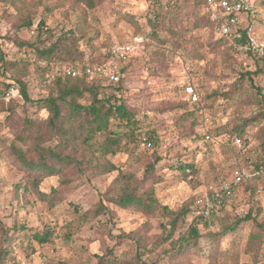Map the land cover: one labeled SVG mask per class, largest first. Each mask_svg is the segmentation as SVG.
<instances>
[{"label":"rangeland","instance_id":"374dc122","mask_svg":"<svg viewBox=\"0 0 264 264\" xmlns=\"http://www.w3.org/2000/svg\"><path fill=\"white\" fill-rule=\"evenodd\" d=\"M262 1L256 0L255 18L245 25L250 26V39L264 48ZM82 12L75 0H0V54L17 63L0 77V91L2 82L10 83L18 74L32 100L24 103L15 92L14 111L0 113V230L6 238L1 246L8 251L2 264H126L135 254L147 264H264V215L252 213L235 231L221 235L253 204L240 188L219 215L223 223L216 220L208 230L199 225L203 237L196 244L178 252L173 249L192 222L187 215L191 202L227 179L234 155L226 141L229 132L264 110V75L253 73V56L246 49L231 50L189 1L160 2L156 37L147 25L151 0H94V8L80 19ZM24 17L45 22L53 36L47 47L65 31H76L77 52L83 56L101 57L109 47L139 36L141 46L135 47V60L124 76V96L138 110L141 131L158 139L151 149L133 143L106 157L115 168L110 173L96 176L86 167L47 175L39 191H58L53 200L40 199L25 187L24 172L10 151L11 147L27 151L14 140L24 118L37 122L47 118L36 103L47 95L41 87L45 76L39 71L45 62L35 58L32 48L19 46L36 37L32 29L18 28ZM51 73L49 69L46 75ZM186 81L198 91L202 109L185 119V112L193 108L176 88ZM207 131L209 143L192 140ZM244 131L258 145L264 121L255 120ZM50 142L44 146H53ZM192 160L196 176L191 182L180 180L175 167ZM121 172L131 176L138 195L153 190L158 203L177 215L172 231L168 217L119 210L108 202L119 194ZM100 204L105 212L97 211ZM19 226L31 231L53 228L51 243L31 242L24 235L31 232L24 233ZM166 235L170 237L158 245Z\"/></svg>","mask_w":264,"mask_h":264},{"label":"trees","instance_id":"16d2710c","mask_svg":"<svg viewBox=\"0 0 264 264\" xmlns=\"http://www.w3.org/2000/svg\"><path fill=\"white\" fill-rule=\"evenodd\" d=\"M75 1L77 2V6L80 5V9L83 7V12L79 15L80 19L85 14L84 12L94 8V0ZM183 1L191 2L195 7V13L202 18L204 17L210 23L208 17L203 12V0ZM160 2L162 0H151L152 12L150 18L147 20V25L152 29L153 37H156L155 31L159 23L157 21L156 10ZM262 3H264V0ZM255 6L256 0L251 12L247 15V22H251L255 18ZM136 27L140 29L138 26ZM249 27L245 29L243 38L239 43H250V37L246 34ZM18 28L32 29L36 33L33 43H20L19 46L26 45L32 48L35 58L38 61L45 62L39 71L42 76H45L41 87L47 90V95L36 101L39 107L47 113V118L39 122L24 118L14 136V140L25 146L27 151L22 152L17 148H10L11 153L24 172L25 187H28L37 194L40 199L53 200L57 197L58 191L51 190L49 194L39 191V186L47 175L64 174L69 168L82 170L86 169V167L96 176L102 173H110L115 171V168L106 160V157L123 152L124 148L133 143H137L147 150L155 146L158 140L157 137L154 134L149 135L147 132L143 133L141 131L143 121L138 118V110L124 96L127 92L124 76L128 66L135 60V47L141 46V43H137L136 41L139 36L134 37L131 42L126 44L109 47L101 57H94L91 55L83 56V54L77 52L78 40L76 35L78 33L76 34V31H72L71 29L61 34L62 37L61 35L56 37L50 46L47 47L46 42L53 36L51 30H49L43 20L34 23L33 18L24 17ZM220 39L229 46L224 38L220 37ZM161 43L164 45L166 42L162 41ZM122 46H129L131 49L125 61H120L110 54L113 48ZM229 48L231 47L229 46ZM247 52L253 56L256 64L253 73L255 75H264V48L259 47V53H253L250 48L247 49ZM95 65L114 67L119 74L118 81L115 83L109 82L102 75L70 77L62 72V68L65 67L75 66L82 69ZM16 66V62H7L3 58V55L0 54V77H5L6 72ZM49 69L52 70L50 76L46 75ZM246 75L248 76L249 74L246 73ZM11 77L10 83H1L3 90L0 91V113L13 112L14 106L17 104L13 103L16 101V98L5 96L10 89H13L16 95H18L17 97L21 98L24 103L32 101L28 96L26 84L22 81L21 76L13 74ZM186 85L193 86L192 83L186 81L176 88L177 92L184 96L183 88ZM183 101L193 108L191 111L185 112V119L192 118L195 111L198 112L202 109V107H198L200 101L190 103L187 98ZM255 120L258 122L264 121V110L257 116H254L253 119L243 121L241 126L234 128L227 136L226 141L230 142L234 155L233 163L227 172V179L224 182L230 181L236 163L249 169L252 174L251 178L248 182L241 183L240 189L248 193L249 199H251L253 204L249 207L246 216L242 220H237L233 225L225 227L221 235L227 231H235L239 223L250 219L252 213L253 217L259 214L264 215V203L261 200L264 198V175L256 174V171L260 167L264 168V133L262 134L260 143L255 145L244 131L246 125ZM207 135L210 136V132L207 131L200 136H194L192 140L198 139L204 144L209 143V141H204V137ZM233 138H240L245 142L244 151L236 152ZM144 139L150 144L149 148L143 146ZM50 141L54 142L53 146H44ZM250 151H254L256 157L247 158V154ZM250 160L253 161L251 165H249ZM175 168L180 172V180L191 182L196 176L197 166L193 160L179 164ZM120 180L122 182L119 194L109 198L108 202L119 210H133L147 216L159 215L168 217V219L170 218L168 222L171 227L170 231L174 229L177 215L167 206L158 203L153 190L138 195L136 186H131L130 184L131 176L123 175L122 173ZM231 199L224 201L222 205L217 207L209 218H204L198 214L194 199L187 212V215H191L192 222L183 235L178 238L173 249L178 252L181 249H189L192 244H196L203 237L200 233L201 230L198 229L199 225L202 226V229L208 230L216 220L223 223L224 220L223 218H219V215L225 211ZM97 211L105 212L106 210L100 204ZM182 214L184 215V213ZM19 228L24 233L26 231L31 232L24 235L37 245L51 243L52 236L54 235V229L47 226L38 231H31V229H27L25 226H19ZM4 235L5 231L1 229L0 264L3 263L8 254L7 248L1 246V242L6 240V238L4 239ZM168 235H170V232H168ZM126 236L131 235L128 234ZM168 237L170 236H164L162 241H157V244L161 245ZM138 256L135 254L134 260L126 264H147Z\"/></svg>","mask_w":264,"mask_h":264},{"label":"built area","instance_id":"2783aa9c","mask_svg":"<svg viewBox=\"0 0 264 264\" xmlns=\"http://www.w3.org/2000/svg\"><path fill=\"white\" fill-rule=\"evenodd\" d=\"M255 0H203V12L208 17L210 23L213 25L218 35L224 38L232 50L251 49L253 53H259V46L250 39L249 44H242L239 41L242 40L244 31L246 29L247 15L251 12L254 6ZM248 35V31L246 33ZM137 42H142L137 40ZM131 52L129 46H122L113 48L110 54L120 61H125ZM62 72L66 76L77 77L84 75L91 77L94 75H102L109 82L115 83L119 79L118 71L112 66L95 65L92 67L79 68L75 66L62 68ZM183 94L190 103H197L200 100L199 93L195 87L186 85L183 88ZM15 91H10L5 95L6 97H14ZM210 140V136H205L204 141ZM143 146L150 147L144 139ZM233 145L236 148V152L245 150V142L240 138H233ZM256 157L254 151H250L247 154V158ZM253 163L250 160L249 165ZM257 175H264V168L260 167L256 171ZM249 169L236 163L230 181L222 183L217 189H211L198 195L195 198V208L201 216L209 218L212 212L223 204L224 201L231 199L234 194L239 190L240 184L248 182L251 178ZM260 199V198H258Z\"/></svg>","mask_w":264,"mask_h":264}]
</instances>
